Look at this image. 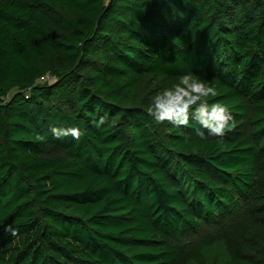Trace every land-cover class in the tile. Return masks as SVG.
<instances>
[{"label":"trees","instance_id":"16d2710c","mask_svg":"<svg viewBox=\"0 0 264 264\" xmlns=\"http://www.w3.org/2000/svg\"><path fill=\"white\" fill-rule=\"evenodd\" d=\"M189 72L222 137L148 115ZM0 264H264V0H0Z\"/></svg>","mask_w":264,"mask_h":264},{"label":"clouds","instance_id":"9594fccd","mask_svg":"<svg viewBox=\"0 0 264 264\" xmlns=\"http://www.w3.org/2000/svg\"><path fill=\"white\" fill-rule=\"evenodd\" d=\"M217 94L214 86L189 72L183 74L172 88L157 92L147 112L156 123L168 122L177 128L187 126L191 116L209 135L222 137L234 126V117L222 102H209V98ZM51 132L58 139L71 136L77 141L86 134L78 127H52ZM196 134L205 137V132L200 129ZM44 139L45 136L37 134L36 140Z\"/></svg>","mask_w":264,"mask_h":264},{"label":"built area","instance_id":"2783aa9c","mask_svg":"<svg viewBox=\"0 0 264 264\" xmlns=\"http://www.w3.org/2000/svg\"><path fill=\"white\" fill-rule=\"evenodd\" d=\"M42 81H51L52 80V77L50 75L46 76V77H42L41 79Z\"/></svg>","mask_w":264,"mask_h":264}]
</instances>
